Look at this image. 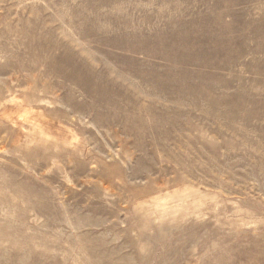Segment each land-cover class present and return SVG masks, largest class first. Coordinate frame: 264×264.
I'll list each match as a JSON object with an SVG mask.
<instances>
[{
  "label": "rangeland",
  "instance_id": "rangeland-1",
  "mask_svg": "<svg viewBox=\"0 0 264 264\" xmlns=\"http://www.w3.org/2000/svg\"><path fill=\"white\" fill-rule=\"evenodd\" d=\"M0 264H264V0H0Z\"/></svg>",
  "mask_w": 264,
  "mask_h": 264
},
{
  "label": "bare ground",
  "instance_id": "bare-ground-1",
  "mask_svg": "<svg viewBox=\"0 0 264 264\" xmlns=\"http://www.w3.org/2000/svg\"><path fill=\"white\" fill-rule=\"evenodd\" d=\"M137 89V88H136Z\"/></svg>",
  "mask_w": 264,
  "mask_h": 264
}]
</instances>
